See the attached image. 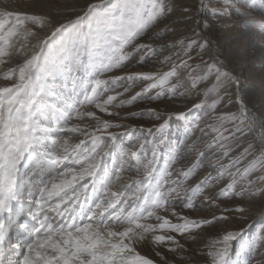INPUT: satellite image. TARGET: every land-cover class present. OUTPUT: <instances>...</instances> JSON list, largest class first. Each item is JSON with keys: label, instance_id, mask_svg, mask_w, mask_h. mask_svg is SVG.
Returning <instances> with one entry per match:
<instances>
[{"label": "snow or ice", "instance_id": "6c2138e0", "mask_svg": "<svg viewBox=\"0 0 264 264\" xmlns=\"http://www.w3.org/2000/svg\"><path fill=\"white\" fill-rule=\"evenodd\" d=\"M102 6V0L73 4L30 0L0 8V65L15 63L2 77L10 86L0 87V216L10 211L25 154L38 134L50 131L32 118L35 98L44 90L43 77L61 73L77 91L83 85L75 70L85 49L101 57L104 72L68 118V136L51 157L62 170L39 194L34 243L10 257L0 235V264H199L191 255L201 249L198 240L211 248L206 253L211 264H229L231 242L239 235L233 229L248 218L250 201L264 204V121L248 109L239 78L221 59L231 58L233 48L222 51L225 47L216 34L223 30L203 16L211 27L200 25L201 31L192 38L185 39L186 32L165 41L176 47L175 55L153 62L155 42L136 38L153 25L157 31L171 30L168 21L173 13L166 0H151L142 23L144 0H120L118 14L107 21L110 37L101 32L107 16L99 11ZM243 6V0L227 5V19L234 25L227 28L230 35L240 27L237 9ZM173 7L184 13L200 11L196 0H176ZM86 20L88 31L83 32ZM77 37L75 69L66 70L68 46ZM129 44L132 48L126 52ZM34 71L40 79H32ZM137 81L143 85L139 91ZM248 87L250 94L257 90L264 94V75L249 78ZM141 97L145 102H138ZM189 105L204 110L207 120L203 125L202 117L192 122L189 138L193 125L200 136L191 144L182 143L171 166L160 172L163 183L154 191L152 177L161 169L165 141L153 143L152 137L163 134L169 121L184 120ZM137 109L152 118L138 120ZM121 134L134 146L124 150L125 162L119 169L100 180L109 147ZM133 171L138 179L128 195L124 191L128 185L115 184L122 174ZM207 178H213L212 187L197 195ZM172 200L181 203L172 206ZM217 231L224 233L222 238L210 239ZM253 246L264 250V229Z\"/></svg>", "mask_w": 264, "mask_h": 264}, {"label": "rangeland", "instance_id": "374dc122", "mask_svg": "<svg viewBox=\"0 0 264 264\" xmlns=\"http://www.w3.org/2000/svg\"><path fill=\"white\" fill-rule=\"evenodd\" d=\"M28 2H30V0H0V8L6 7L7 5L19 7ZM52 2L73 4L76 0H52ZM91 2L98 3L99 0H91ZM119 2L120 0H102L103 6L99 11L107 14L106 22L102 25L101 29L102 35L104 36L110 37L112 34L107 21L118 14ZM196 2L200 11L190 10L188 13H184L179 7H173L176 0H166V7L173 13L168 21V27L171 30L157 31L156 25H153L147 29L141 30L136 39H150L155 42L154 51L156 56L153 62H158L164 57L175 55L177 51L173 44L165 45V41L175 40L186 32L187 36H185V39L192 38L193 33H199L201 31L200 25H203L205 29L211 27L208 21L203 19V16L212 18L215 27L223 30L216 34L218 38H221L222 45L225 47L222 51H226L229 45L233 48L231 58H226L224 55L221 56L226 70L231 72L234 77L239 78V92L241 97L245 100L248 109H250L261 121H264V94L259 90L254 94H250V89L248 87L249 78H259L261 75H264V72L261 71V69L264 68V0H243L244 6L237 9L240 27L234 36L227 33V28L234 27L227 19V5L230 0H196ZM150 3L151 0H144V8L141 12V23L147 17L148 5ZM72 18L74 19L75 17L73 16ZM88 23L89 21L86 20L81 26L83 32L88 31ZM133 43H135V41H133ZM217 47H220V45H217ZM131 48L132 44L126 45L125 51L127 52ZM78 50L79 38L77 37L70 42L68 46V56L70 59L65 63L66 70L69 68L75 69L74 57ZM107 55L108 52L106 50L103 51L105 60ZM205 59H207V57H205ZM102 63L101 57L85 49L81 66L79 69L75 70V75L83 86L75 92L71 89L70 79L66 78L61 73H53L43 77L44 90L35 98V102L32 106V118L41 127L48 128L50 131L46 134H38L40 138L25 154L21 164H28V169L25 173L27 178L22 179L20 182L21 191L16 201L17 208L21 207L25 214L23 219L34 221V227L32 228L33 237L25 242L21 240V233H18V236H14L15 230H12V232L9 231L5 235L4 228H0V235H2L3 238L9 236V234L13 236L12 239L9 237L10 243L7 239L4 240V248L8 254L11 253L9 255L10 257L18 252V250H16L17 245H19V248H21L22 245L25 246L21 251L23 252L27 247L33 244L36 239L35 234L38 230V221L35 217L39 213V194L47 181L62 170L60 166L52 163L51 157L58 150L59 142L68 136L66 132L69 126L68 118L74 116L77 109L84 104L91 85H93L96 80L103 77L104 72ZM14 66V61L9 64L0 65V87L10 86L11 82L5 81L2 77L10 67ZM124 67H127V62ZM32 79H40V73L34 71L32 73ZM142 86L143 85L137 81V88L135 91H139V87ZM145 100L146 97H141V100L138 102L142 103L145 102ZM141 110L142 109H137V111L140 112L135 114L138 120L147 122L152 118L149 113ZM119 111L123 112L124 109H120ZM98 114L105 116L104 113ZM204 115V110L192 109L191 105H189V110L186 112L184 120L177 121L173 119L169 121V127L163 134H154L152 137L153 143H159L161 139L165 141L161 150V169L152 177L154 191L159 184L163 183V176L160 172L165 166H171L172 162L181 151L182 143L191 144L200 136V129L196 128L195 125L192 126L193 131L190 138L188 133L190 132L192 122L197 117H202L200 123L201 125L204 124L207 120V117ZM108 118L111 119V117ZM133 146L134 142L128 137L122 134L116 136L109 147L107 169H102L100 171L98 179L104 180L106 172L110 176L117 171L125 162V157L123 155L124 150L130 149ZM202 146L203 145H201V147ZM254 147L256 150L260 148L259 144L254 145ZM140 159H143V154H141ZM29 173L30 175H28ZM136 179H138V177L134 171L122 174V178L116 181L115 187L124 188L125 185H128L129 187L124 188V191L126 194L131 195L134 192V188L131 187V185L134 184ZM212 179L213 178L205 179L199 186L196 194L198 195L200 192L211 188ZM180 203L181 201L177 200L170 201L172 206H179ZM3 220V216H0V221H2V223ZM261 229H264V204L258 200H252L250 201L248 218L238 223L233 229L238 232L239 235L231 242L229 264H264V250H260L253 246V242ZM223 235L224 233L217 231L210 239H220ZM197 243L200 244L201 249L198 252H192L191 255L199 264H211L210 257L206 254L211 248L203 246V243L199 240ZM11 244L14 245L13 251L11 250Z\"/></svg>", "mask_w": 264, "mask_h": 264}, {"label": "bare ground", "instance_id": "6f19581e", "mask_svg": "<svg viewBox=\"0 0 264 264\" xmlns=\"http://www.w3.org/2000/svg\"><path fill=\"white\" fill-rule=\"evenodd\" d=\"M28 169V164L27 163H23L19 166V169L17 170L16 173V187H15V191L13 193L14 199L11 201L10 204V211H7L5 213H3V228L5 231V235L10 231L12 232V230H15L14 236H18V233H21L20 235L22 236L21 240H24L26 242V240H28L29 238L31 239L33 237V233H32V228L34 227V221H30L28 219H23V217L25 216L23 210L21 207L17 208V197L21 191V180L27 178L26 176V171ZM30 175V173L28 174ZM17 208V209H16ZM17 210V211H16ZM24 224V225H22ZM13 238L12 234H9V236H5L4 240H8L10 243V238ZM24 243V242H23ZM14 245L11 244V250L13 251ZM23 248H25L24 245L21 246V248H17L16 250H18V252H21L23 250ZM11 254V253H10ZM9 254V255H10Z\"/></svg>", "mask_w": 264, "mask_h": 264}, {"label": "trees", "instance_id": "16d2710c", "mask_svg": "<svg viewBox=\"0 0 264 264\" xmlns=\"http://www.w3.org/2000/svg\"><path fill=\"white\" fill-rule=\"evenodd\" d=\"M250 110V109H249ZM251 111V110H250ZM252 112V111H251Z\"/></svg>", "mask_w": 264, "mask_h": 264}]
</instances>
